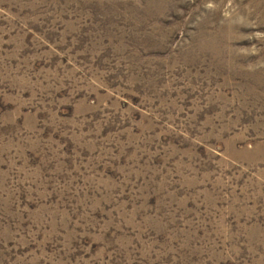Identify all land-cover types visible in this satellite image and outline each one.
I'll use <instances>...</instances> for the list:
<instances>
[{"label": "rangeland", "instance_id": "1", "mask_svg": "<svg viewBox=\"0 0 264 264\" xmlns=\"http://www.w3.org/2000/svg\"><path fill=\"white\" fill-rule=\"evenodd\" d=\"M0 264H264V0H0Z\"/></svg>", "mask_w": 264, "mask_h": 264}]
</instances>
